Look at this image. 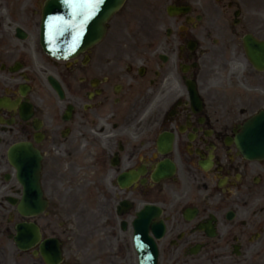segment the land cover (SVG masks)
I'll use <instances>...</instances> for the list:
<instances>
[{"label":"flooded vegetation","instance_id":"flooded-vegetation-1","mask_svg":"<svg viewBox=\"0 0 264 264\" xmlns=\"http://www.w3.org/2000/svg\"><path fill=\"white\" fill-rule=\"evenodd\" d=\"M46 1L0 0V264H45L40 243L16 247L24 223L61 242L62 264H134L147 206L164 227L158 264H264V158L236 143L264 111L244 51L246 36L264 41V0H156L166 10L136 45L107 39L63 61L39 45ZM17 147L41 158V216L22 214ZM85 182L98 222L70 230L58 220L77 202L64 197Z\"/></svg>","mask_w":264,"mask_h":264},{"label":"water","instance_id":"water-1","mask_svg":"<svg viewBox=\"0 0 264 264\" xmlns=\"http://www.w3.org/2000/svg\"><path fill=\"white\" fill-rule=\"evenodd\" d=\"M125 0H49L43 11L41 44L44 51L57 59L75 56L102 39L105 24ZM253 60L252 54H250ZM255 130L262 127L258 136L264 138V114L248 124ZM253 136V135H252ZM264 155V144L262 147ZM29 200L35 199L34 183H29ZM142 237L137 245L141 264H146V250Z\"/></svg>","mask_w":264,"mask_h":264},{"label":"rangeland","instance_id":"rangeland-1","mask_svg":"<svg viewBox=\"0 0 264 264\" xmlns=\"http://www.w3.org/2000/svg\"><path fill=\"white\" fill-rule=\"evenodd\" d=\"M156 0L142 1L129 0L125 8L110 22L108 37L116 39L121 45L128 42L132 36V32H141V35H147L149 32L156 30V26L161 20L163 10L167 4H162L160 9L156 8ZM260 76H256L258 79ZM262 80L264 76H261ZM78 213V212H76ZM95 223V217L92 213L85 215L82 212L81 223Z\"/></svg>","mask_w":264,"mask_h":264}]
</instances>
